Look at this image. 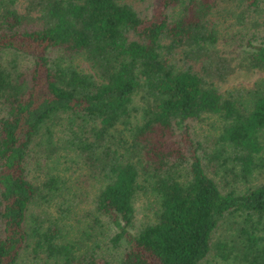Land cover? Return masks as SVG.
I'll return each mask as SVG.
<instances>
[{
    "label": "trees",
    "instance_id": "1",
    "mask_svg": "<svg viewBox=\"0 0 264 264\" xmlns=\"http://www.w3.org/2000/svg\"><path fill=\"white\" fill-rule=\"evenodd\" d=\"M150 7L0 0V264H22L27 247L35 260L69 264L78 259L70 232L98 225L115 229L106 235L122 249L114 264H197L222 219L233 224L236 261L264 264V179L254 176L264 173V0ZM236 69L255 77L226 85ZM211 114L219 130L207 146L190 125ZM78 161L100 178L92 208L73 216L69 199L52 214L46 207L68 196L62 177ZM145 186L158 205L137 222L133 201ZM37 198L43 211L27 220Z\"/></svg>",
    "mask_w": 264,
    "mask_h": 264
},
{
    "label": "rangeland",
    "instance_id": "2",
    "mask_svg": "<svg viewBox=\"0 0 264 264\" xmlns=\"http://www.w3.org/2000/svg\"><path fill=\"white\" fill-rule=\"evenodd\" d=\"M126 1L132 2V4L137 8H143L146 6V10L148 11L151 8V0ZM221 3L222 2H217V5H221ZM217 34L218 46L226 47V44H224L223 36L220 33ZM256 41L257 40L255 38H252L250 42L257 43ZM232 43L229 47V49H231V52L228 56L232 57L234 61H238L240 60L241 54L236 50L233 51L234 45H232ZM245 43L246 42H244V44ZM225 49L228 51V48ZM227 51H223L225 55L228 54ZM79 65L85 69L87 68V64L85 62L80 61ZM28 67L29 65H27L26 69ZM254 77L255 74L251 73L250 71H247L245 69H236L232 74L229 75L225 84L236 87L241 84L248 85ZM217 119L218 116H216V114H211L208 118L194 121V123L190 125L191 136H194L193 138L199 140L200 143L204 145H211V140L214 139L216 132L219 130L217 127V125H219ZM82 158L87 159L85 156H83ZM78 162L79 163L77 165L75 163H72L71 167L67 170V172H65V175L62 177L65 179V182L63 184L66 186H63L62 195H66L67 192L68 196L63 201L60 198L56 201H51L50 204L46 207V210L51 212L52 214L57 213V203H61L62 207L65 208L66 205L68 206L67 201L69 199L73 200L71 209L73 216H80L82 218H85L86 213H89V211L91 210L93 204V196L97 186L100 184V178L97 177L96 172L92 173L85 163L81 161ZM43 171L44 167L39 164V161L31 160L29 174L30 176L34 177V180L36 182L45 179V174L42 173ZM218 174L219 173H214V177ZM255 175V178L262 177L264 179L263 172L258 173L255 170L254 176ZM228 181L229 180L226 178V181L222 184V186L225 188L228 187V185H226ZM230 181L232 184L237 185L240 188L245 187L244 183L238 180L230 178ZM72 195H74V198H72ZM39 202L40 198H37L35 201L31 202L29 207V213L31 214H28L29 218L27 220H30L33 215H35V212L38 211L39 213L43 211L38 206ZM133 202L137 222L151 220L153 217V211L158 205V195L154 189L152 190L150 188V186H145V188L138 189ZM234 219L243 224L241 216L236 215ZM262 227L264 228V222L262 223ZM101 228L103 230L102 233H100V226L98 225V229L96 231H91L88 236L78 232L76 229H74V232H70L71 238L73 237L76 239L75 249L74 251H72L76 254L78 259L69 264H90L88 261L90 258L89 256H93L94 258L92 259L93 262H91V264L116 263L121 255L119 252H122V249L119 245H117L115 249H112L113 246H110L106 238V235L113 233L115 229L113 227H111V229H106L105 225H103V227ZM128 229L131 231L133 227H130ZM230 234L233 236L235 234L232 222L227 219H222L211 234L212 242L209 244L206 255L202 259H200L197 264H240V261H236L235 259L237 258L235 257V253L239 255L240 250L239 248H236L235 241L232 242L230 240ZM65 239L67 238L65 237ZM232 243L234 244V247ZM92 246H94V249H91ZM83 249H85L84 252ZM246 257L247 256L244 255L241 261L246 263ZM22 259V264H55L52 261L43 262L40 260V258H38V260H35L34 258H32L31 250L28 247L23 252Z\"/></svg>",
    "mask_w": 264,
    "mask_h": 264
}]
</instances>
